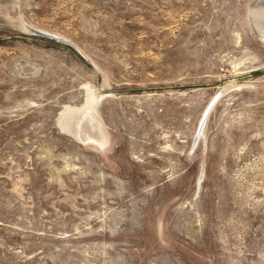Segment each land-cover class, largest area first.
Returning <instances> with one entry per match:
<instances>
[{"label":"rangeland","instance_id":"1","mask_svg":"<svg viewBox=\"0 0 264 264\" xmlns=\"http://www.w3.org/2000/svg\"><path fill=\"white\" fill-rule=\"evenodd\" d=\"M0 264H264V0H0Z\"/></svg>","mask_w":264,"mask_h":264},{"label":"water","instance_id":"2","mask_svg":"<svg viewBox=\"0 0 264 264\" xmlns=\"http://www.w3.org/2000/svg\"><path fill=\"white\" fill-rule=\"evenodd\" d=\"M63 40V39H61ZM65 41V40H63ZM218 99V95H215L207 104V106L205 107L200 119H199V123H198V127H197V131H196V135H195V139H197L198 135H199V131L202 127V125L204 124L210 110L212 109V107L215 105L216 101Z\"/></svg>","mask_w":264,"mask_h":264}]
</instances>
